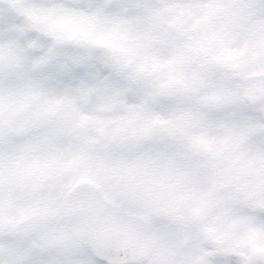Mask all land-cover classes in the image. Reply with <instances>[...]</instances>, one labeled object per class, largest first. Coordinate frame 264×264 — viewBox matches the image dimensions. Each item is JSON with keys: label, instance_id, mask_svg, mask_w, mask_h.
I'll list each match as a JSON object with an SVG mask.
<instances>
[{"label": "clouds", "instance_id": "1", "mask_svg": "<svg viewBox=\"0 0 264 264\" xmlns=\"http://www.w3.org/2000/svg\"><path fill=\"white\" fill-rule=\"evenodd\" d=\"M133 22L144 26L147 43L142 52L115 57L133 75L128 88L100 110L101 116L112 110L131 116L127 93L133 85H174L212 116L207 130L211 156L223 154L240 167L230 179L211 165L204 187L184 198L179 210L159 206V212L170 215L167 221L154 223L145 215L143 243L113 237L114 264H264V0H180L148 6L112 0H0V67L63 87L66 95L58 112L75 130L80 126L78 101L100 89L70 78L71 66H83L89 53L95 60L89 67L106 66L109 54L133 46L122 38ZM161 44L166 45L165 57L149 62L148 50L159 51ZM97 48L103 50L95 52ZM175 125L189 142L200 132L179 118ZM90 147L86 142L78 154L45 155L41 164L51 175L50 183H58L57 173L85 171L102 193L127 166L89 155ZM106 206L63 186L38 192L36 208L58 220L78 218L89 227L29 231L20 238L6 233L0 240V264H99L91 224Z\"/></svg>", "mask_w": 264, "mask_h": 264}, {"label": "rangeland", "instance_id": "2", "mask_svg": "<svg viewBox=\"0 0 264 264\" xmlns=\"http://www.w3.org/2000/svg\"><path fill=\"white\" fill-rule=\"evenodd\" d=\"M40 2L46 3L45 0H40ZM144 40L143 37V40L139 38L137 41ZM81 63L88 69L86 72L88 77H95L100 84L105 82L108 72L105 68L106 66L100 67L97 65V68H99L98 72L97 68L88 66L93 62L86 57H84V61L82 60ZM68 76H74L76 82L82 83L85 87H92V85L86 86L89 83L85 82L86 80L82 78L81 66H71ZM10 80H24L26 86H35L37 88V94L40 96V102L43 105L54 104L59 108L66 95L63 87H49L19 74H13L11 72L6 73L5 70H0V81ZM40 86H43V88L41 89ZM104 91L105 89L103 91H93L95 98L87 103L83 100L78 101L80 126L75 130L72 129L68 119L61 116L57 111L53 120L48 123L42 122L41 125L45 127L44 130L33 134L25 140L24 143H34L41 137L50 139V154H55L57 156L78 154L79 150L86 146V142L92 147H98L96 149V154L93 156H98L105 161L118 162L121 165L127 166L122 167L121 171L110 181V184L115 185L117 182L121 181L119 186L116 185L118 189H122L128 182L138 178H134L136 175L133 174V170H130L135 161L138 162V164H142V166H144V163H147L146 170L148 173L162 170V174L166 177L168 176V178H165L160 172H156L152 177H148L144 180L142 179L139 183L125 188L123 196L120 199V205L114 201L125 210L128 208L127 210L143 217L147 215L148 219L154 223L170 219V215H165L158 211L161 204L166 203L169 209L179 210L182 207L184 198L191 197L193 193L198 192L204 187L207 175L212 171L211 165H216L215 171L226 174L230 179L232 178V173L239 169L240 163L238 161L226 160L223 154H219L215 157L211 156L210 142L212 137L211 133L207 130L212 127L214 120L210 114H206L204 109L196 107L192 99L188 98L187 94L172 100L157 99L152 102H147L142 98L133 96L132 99L127 100V107L129 112L132 113L131 116L126 115L122 110L104 111L101 116L100 110L111 101L107 96L102 97L101 94H103ZM22 93L26 99H28L30 95H36L34 89L29 90L28 88L23 89ZM141 108L143 109L142 112L140 111ZM43 111L46 113L49 112L48 109H44ZM145 112L151 114L157 121L158 130L150 141L142 143L140 137L138 140V123L139 118ZM177 118L182 120L188 128L200 129V132L192 137L191 142L185 137L182 129L175 125ZM101 119H103L106 124H102L100 122ZM169 135L180 138L181 141ZM120 142L126 144L128 149L122 150L113 148L117 151H112V155L114 156H110V159H108L109 150H107L108 152H104V147ZM183 144L188 145L194 162L208 168V170L199 171L197 177L195 176L197 166H195V168L190 167V172L186 171V169L189 170V163L185 157V146ZM186 162V169L180 171L179 174L184 176V172H187L190 174L191 178H184L187 177L184 176L180 179H169L172 178V174L168 171L167 166L169 164H185ZM167 163L169 164L167 165ZM230 164L231 167L229 168ZM226 169L228 170L227 173H225ZM140 171L143 172L140 176H147L145 175L146 173L144 174V169L141 168ZM13 173L14 176L12 178L10 173L0 171V182L5 183L7 188L12 190L10 194L5 188L0 187V213H4L3 217L0 218V240L4 239L6 233H12L15 228H18V223L37 219L41 214L40 209L35 207L36 198L33 201H27L12 195L15 190L12 182H18L23 177L22 171H18V169L14 170ZM65 175L67 176L69 173H65ZM140 178L142 177L138 179ZM76 179V177L70 175L67 177L63 187L71 188L72 185L77 182ZM115 185L110 188L108 185L106 189H108L110 193L115 190L117 191ZM15 191H17V189ZM153 209H157V211H153ZM54 219L56 223H60V220ZM38 221L39 220H36L35 223L38 224ZM26 232L29 231L19 230L13 234H15L16 238H20L23 237ZM31 232L45 233L39 229ZM99 264L102 263L99 262Z\"/></svg>", "mask_w": 264, "mask_h": 264}, {"label": "flooded vegetation", "instance_id": "3", "mask_svg": "<svg viewBox=\"0 0 264 264\" xmlns=\"http://www.w3.org/2000/svg\"><path fill=\"white\" fill-rule=\"evenodd\" d=\"M49 2V0H45ZM116 3L132 4V5H141L148 6L153 4H162V3H179L180 0H112ZM145 31L143 25L136 24L135 22L127 26V31L122 35V38L125 40V44H132L133 47H125L123 53L115 52L111 53L106 57L107 64L106 70L107 75L104 83H98L95 77H88L86 69L84 66H81L83 79L89 85H96L100 89L99 91L103 92L102 97L107 96L112 99V97L117 93L124 91L128 88L131 83L132 73L131 70L125 67L122 63H117L115 57H119L122 54L125 56H130V51L134 48L133 52H138L142 50L144 44L142 41H137V37L143 40V32ZM137 45L139 47H137ZM159 51L156 48H151V53H158L157 56L160 59H163L166 55V45H157ZM102 48L95 49V52L102 51ZM88 60L95 63L94 57L91 53L85 56ZM156 58V57H155ZM84 61V59H83ZM83 65V64H82ZM0 70H4L0 67ZM72 73V71H71ZM74 78V76H69ZM75 79V78H74ZM157 85H162L157 83ZM28 88L29 90L34 89L36 95L31 96L26 99L23 95L22 90ZM42 89L43 86H40ZM20 91V94H19ZM79 95V93L77 94ZM24 96V97H23ZM133 96L144 98L141 96L138 86L133 85L132 90L127 93V100H130ZM95 96L93 92L89 93L87 96L82 99L85 103L94 99ZM89 99V100H88ZM128 102V101H127ZM48 109L49 112L46 113L43 111ZM58 111V107L54 104H42L40 102V96L37 94V88L35 86H26L24 80H10V81H0V171H5L10 173L12 178L14 176L13 171L17 170L22 171L23 177L20 181L12 182L13 188L17 191H13L12 195L15 197H20L27 201H33L37 199L38 192L43 191H52L55 192L57 188L64 186L66 183L67 177L73 175L76 177L77 181L80 179H89L95 182L94 178L85 171L76 172L73 171L69 175L65 173H57L56 179L58 183H50L51 175L48 172V169L42 166L41 161L45 155L50 154L51 150V141L47 138H40L34 143L25 144L27 140L33 134L44 130L45 127L42 126V122H50L53 120L55 113ZM98 147H90L88 149L89 155L96 154V149ZM118 148L126 150V144L120 142L118 144L107 145L104 147V152L109 150L107 158L110 159V156L113 157L112 151H117ZM188 156V154H187ZM186 166V164H182ZM194 173V172H193ZM96 183V182H95ZM0 187L5 188L8 193L11 194L12 190L7 188V185L3 182H0ZM39 215V218L33 219L31 221L20 222L18 223L17 230H29V229H39L42 231H52L62 228L61 222L56 223L55 219L47 214H43V211ZM4 213H0V218H2ZM36 220H39L38 224L35 223ZM24 228V229H23ZM14 229V230H15Z\"/></svg>", "mask_w": 264, "mask_h": 264}, {"label": "water", "instance_id": "4", "mask_svg": "<svg viewBox=\"0 0 264 264\" xmlns=\"http://www.w3.org/2000/svg\"><path fill=\"white\" fill-rule=\"evenodd\" d=\"M140 90L144 95L163 98H171L181 94L173 85L158 88L152 84H140ZM155 129L156 122L151 118L142 121L144 139L149 137ZM71 189L73 192H79L84 200H102L107 205L104 210L97 211L96 215L100 219L96 223L91 224V228L96 234V244L93 250V255L96 259L102 260L107 264H114L117 257L110 245L115 236H118L122 242L126 243L144 242L141 237V226L146 223L144 217L121 210L111 200L104 198L103 194L96 188V185L88 180L78 182ZM62 221L66 228L74 226L89 227L88 225H81L78 222V218L75 217H65ZM119 256L122 257L123 253H119Z\"/></svg>", "mask_w": 264, "mask_h": 264}]
</instances>
